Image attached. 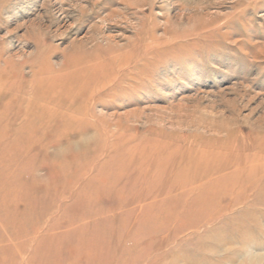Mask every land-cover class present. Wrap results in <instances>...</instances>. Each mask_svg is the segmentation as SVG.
Listing matches in <instances>:
<instances>
[{"label":"rangeland","instance_id":"obj_1","mask_svg":"<svg viewBox=\"0 0 264 264\" xmlns=\"http://www.w3.org/2000/svg\"><path fill=\"white\" fill-rule=\"evenodd\" d=\"M0 264H264V0H0Z\"/></svg>","mask_w":264,"mask_h":264},{"label":"bare ground","instance_id":"obj_2","mask_svg":"<svg viewBox=\"0 0 264 264\" xmlns=\"http://www.w3.org/2000/svg\"><path fill=\"white\" fill-rule=\"evenodd\" d=\"M50 84H51V83H50ZM72 84H73V83H72ZM74 85H75V86H79L80 83H79V82H76V83H74ZM74 85H73V86H74ZM71 86H72V85H71ZM73 86H72V87H73ZM36 94H38V93H37V92H34V95H36ZM32 97H33V95L30 97V99H32ZM6 117H7V116H6ZM12 119H13V118L11 117L10 120H12Z\"/></svg>","mask_w":264,"mask_h":264}]
</instances>
